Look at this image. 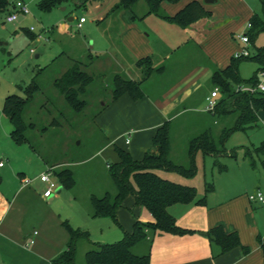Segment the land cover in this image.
<instances>
[{
  "label": "rangeland",
  "instance_id": "1",
  "mask_svg": "<svg viewBox=\"0 0 264 264\" xmlns=\"http://www.w3.org/2000/svg\"><path fill=\"white\" fill-rule=\"evenodd\" d=\"M13 1H22L27 4L30 13H21L18 20L8 22L7 15L14 11L10 6L0 16V163H3L0 166V175L2 176L0 192L2 193V190L6 193L15 192L23 186L25 192L33 193V196L26 200H24L26 195L24 193L21 195L19 201L22 203V215L18 213V206L13 208L11 214H17L22 219L23 228L28 231L40 230V247L44 250L51 247L48 239H52L55 244L62 242L63 246L68 241V232L62 226L63 221L66 220L74 228L89 229L92 237L99 243L118 242L127 231L126 223L122 220H128V225L132 228L133 222L145 208L131 201L132 197L129 196L121 207L124 208L125 217L123 219L118 214L117 223L111 218H93L88 212L91 210L89 199L91 194L103 195L106 191L116 192L107 167V162L111 161L105 160L100 155V150L106 142V136L101 130L102 124L99 119H96V115L103 103L111 99L112 78L116 74L112 75L110 72L120 65L114 57L115 50L111 46L112 40L107 38L114 32V29L111 28L113 24L106 19L110 10L119 0H95L88 2L81 9H74L77 17L83 14L86 18L82 28L77 27L76 20L71 23L66 21L65 14L68 11L62 10L63 6L46 12L39 7L42 0ZM224 1L219 0L212 4L214 7L216 6V10L213 11L216 15L227 14L225 11L230 14L231 21H226L225 24L230 25L231 22L236 24L233 29V31L235 30L234 37L237 44L239 43L237 50H241L245 44L237 38V34L247 31L248 13L234 1ZM246 1L255 11L262 10L261 0ZM225 3L227 5H224ZM143 4L146 6V3ZM71 5L70 3L66 6L71 8ZM163 11V13H167L165 8ZM103 18L102 22L98 21ZM162 19L157 15L147 18L145 20L147 31L169 37L171 31L165 27L164 19ZM32 27L34 30L31 31ZM255 45L264 47V32L258 35ZM211 47L213 53L219 48V45L213 41ZM247 47L254 54L256 49L253 45L249 43ZM185 54L189 58L192 56L194 60L201 59L202 61L205 58L200 49L199 53L196 49H192V53L187 51ZM178 58H180V54L176 53L169 62L174 67L169 75L161 77L155 73L154 80L159 81L162 78L168 87V84L174 81V75L185 73V70L189 69L194 62L188 59L187 63L178 65L174 62ZM75 60L82 61L83 70L95 78V81L87 88L88 93L81 96L86 99L87 104L79 113L66 103L64 95L54 85V79L70 68ZM137 66L142 72L145 69L142 65ZM259 66L256 60H242L240 75L249 80L254 76ZM40 69L43 71L37 79L41 89L36 93L24 114L28 123L33 122L36 125L35 130L30 129L29 131L31 137L34 136L32 144L35 151H31L28 145L17 144L12 140L10 136L12 124L3 111V105L6 97L10 94L25 96L24 88L22 89L21 86L26 87ZM206 71L208 72V70ZM260 72H258V76ZM136 74L138 78L143 75L139 70ZM144 87L149 92L166 88L163 85L158 87L157 83H153L151 87L148 85ZM211 87L212 82H209L204 89L209 90ZM199 110L202 113H198L203 114L200 115L202 117L199 118L195 115L193 118L201 123L205 122L206 126L209 125L208 129H212L219 147L225 150V153L213 156L204 155L199 151L196 157L198 170L191 179L176 172H171L169 176H166L176 182L194 185L199 196L205 195L207 183L213 184L214 188L220 190L235 181L241 184L240 186L248 187L247 192H256L259 189L257 186L261 185L259 183L264 182V157H259L254 152V147L260 146L264 141V127L251 128L247 132L235 131L227 138L223 146L221 143L219 144L221 130L233 126L236 115L218 118L215 123V118L210 117L212 116L210 113H204L203 109ZM205 111L207 112L206 109ZM185 119H179L173 125L169 154L174 162L182 165L189 163L190 139L201 131L198 126L190 128L188 124L192 119ZM44 127H48L46 131L42 130ZM182 128L184 131L181 130ZM247 150L255 158L254 165L251 164L250 157L246 155ZM39 156L43 159L46 158L51 163H65L70 166L75 172L76 186L72 190L64 188L59 194L55 192L53 200L44 197L43 193L47 184L41 181L40 177L43 173L48 172V167L39 159ZM244 163L247 164V168H250V170L246 169L248 172L245 170ZM224 166H226V170L220 169ZM22 172L26 178L31 180L30 183L25 184L24 178L21 182L20 173ZM262 190L264 191V188ZM19 205L21 206V204ZM91 247L87 240L80 242L76 264H85V253ZM143 250L142 246L135 249L137 253H143ZM50 264L56 263L51 261Z\"/></svg>",
  "mask_w": 264,
  "mask_h": 264
},
{
  "label": "crops",
  "instance_id": "2",
  "mask_svg": "<svg viewBox=\"0 0 264 264\" xmlns=\"http://www.w3.org/2000/svg\"><path fill=\"white\" fill-rule=\"evenodd\" d=\"M191 1L194 0H178L177 2L163 0L161 9L162 12H164V8L166 9L167 13H164L165 15L173 16ZM198 1L203 4L206 10L211 12V15L200 18L189 27H182L159 16L160 19H164L162 20L165 22V27L171 31L169 37L147 31L145 20L155 14L144 15L147 11L145 9L147 5L143 4L145 3L144 1H139L132 10L125 8L119 12H112L111 9L110 13H108L106 19L113 24L111 28L114 29V32L107 38L112 40L111 46L115 50L114 57L120 64L118 68L110 72L112 75L120 73L135 80L142 79L143 75L138 78L136 74L138 70L143 73L136 62L140 58L148 56L153 57L155 65L164 66V70L158 73L161 77L172 72L171 70L174 67L169 62L176 53L180 54V58L174 61L178 65L187 63L188 59L194 62L189 69L185 70V73L174 75L175 79L172 83H167L168 87L164 83L166 81L163 82L162 78H160L159 83V81L154 80V76L151 77V81V78H149L143 83V86L148 85L150 87L153 86V83H157L158 87L163 85V87H166L163 90L146 91L147 94L139 100H134L129 94L125 93L110 103H107L108 101L103 103L101 109L97 112L96 119L100 120V124H102L101 130L106 136V142L100 150V155L105 160L111 161L107 162V167L110 163L119 160L115 146L127 150L136 160L143 159L148 152H155L154 136L157 130L166 122L170 124L171 135L174 123L182 118H186L185 120H188V118L192 119L188 124L190 125L189 127L198 126V128H201L200 133L207 130L209 125L206 126L205 122L201 123V121L193 118L195 115L199 116V118L202 117L200 115L203 114L198 113L201 112L199 109H203L204 113H210L212 115L210 117L215 118V123H217L218 118L221 119V117L216 116L212 112L205 111L206 97L216 86L212 84L209 90L204 89V87H207L208 83L212 82L211 78L214 69L225 68L231 62L234 53L238 51L239 43L237 44V40L234 37L235 30L233 31L236 24L232 22L230 25L225 24L226 21H231L230 14L227 11H225L227 14L223 15L214 13L213 10H216V6L214 7L212 4L219 0ZM232 1L248 13V22H250L251 17L255 13L261 14L262 12V10L260 12L255 11L246 0ZM224 5L227 4L225 3ZM11 7L14 9V5ZM62 10L73 12L70 15L68 13L65 14L67 22L71 23L76 20L77 27H83L86 21L81 27L78 26L79 19L84 16L83 14L77 17L74 9L66 5H63ZM213 41L217 42L219 48L212 53L211 44ZM251 44L253 45V43ZM192 49H196L197 53H199L200 49L205 55L204 60H194L192 56H190L191 58L186 56L185 53L187 51L192 53ZM98 58L100 59V57ZM259 117L258 125L254 128L264 127L263 111L260 112ZM181 130L184 131L183 128ZM23 144L28 145L31 151H35L29 143ZM39 159L44 162L40 156ZM45 165L47 164L45 163ZM246 165L244 163L245 170H250ZM169 173L171 172L159 171L161 176L172 180L168 177ZM20 174L22 182L26 176L24 172ZM1 182L2 176L0 175V184ZM182 184L191 185L188 183ZM259 184L261 185L257 187L262 190L264 182ZM240 185L235 181V183L231 182L220 190L215 187L213 191L206 194V199L202 203H179L173 205L170 211L175 217L177 224L184 229V232L174 233L162 229L155 231L151 236L150 264H264V252L261 246V243H264V204L251 202L248 195L252 192H247L248 187L245 188ZM63 189L64 187L59 183L55 192L59 194ZM23 193L26 195L24 196L25 199L23 198L24 200L33 196L32 192H25L23 186L15 192L6 193L3 190L2 193L0 192V264H50L67 247L70 237L65 243V247L62 242L56 241L57 243L55 244L52 239H48L51 247L48 250L42 249L40 247V230L28 231L23 228L22 219L15 213L11 214L13 208L18 206V213L22 215V203L19 200ZM129 196L132 197L131 201L136 203L135 197L131 194L125 197L123 203ZM203 196L198 195V197ZM48 198L53 200L54 196L52 195ZM143 207L148 212L143 209L141 215L135 221H154L150 211L145 206ZM123 209L120 208L118 210L117 218L118 214H120V217L124 219L125 212ZM144 215L146 217H143ZM122 222L126 223L125 228H127V231L125 232L133 230V227L131 228L128 225V220H122ZM219 225L227 233L236 232L239 235L240 244L227 251H222L219 246L212 243L208 235L209 230ZM79 228L89 231L85 227ZM89 233L92 240L97 242L90 231ZM32 240H34V243L31 242ZM247 249L249 250L248 252Z\"/></svg>",
  "mask_w": 264,
  "mask_h": 264
},
{
  "label": "trees",
  "instance_id": "3",
  "mask_svg": "<svg viewBox=\"0 0 264 264\" xmlns=\"http://www.w3.org/2000/svg\"><path fill=\"white\" fill-rule=\"evenodd\" d=\"M92 1L95 0H42L39 7L43 11L50 12L56 7L71 3L72 9H81ZM139 1H144L147 5L144 15L155 14L182 27H189L200 18L211 15V12L206 10L198 0L189 2L173 16L165 15L162 12L161 2L163 0H119L111 11L119 12L125 8L132 10ZM168 1L177 2L178 0ZM13 2V0H0V16L10 6L15 5ZM261 2L262 12L261 14L255 13L251 17L252 27L248 30L250 43H253L256 49L254 54L239 58L233 56L225 68H215L212 73V84L219 87L221 92L220 101L212 113L219 117L236 115L234 125L225 127L219 135V144L221 143L223 146L233 132H247L256 127L260 120V112H264V92L249 93L238 90L243 84H257L259 81L258 72L264 70V47L255 46L256 38L264 32V0ZM72 13V11H68L69 15ZM103 20L104 18L99 22ZM246 59L256 60L260 65L249 80L244 79L239 71L241 61ZM136 64L145 68L143 78L135 80L120 73L116 74L112 78L111 100L107 103L118 99L125 93L134 100L143 98L147 94L143 86L144 81L164 70V66L155 65L151 56L140 58ZM82 65V61L75 60L68 70L54 79V85L64 95L66 103L78 113L82 112L87 104L86 99L81 96L88 93L87 88L95 81L94 76L83 70ZM42 71L43 69H40L26 87L21 86L22 89L24 88L25 96L10 94L6 97L3 105V111L13 127L11 138L17 144L29 143L34 150L35 147L32 144L34 136L31 137L29 131L30 129L35 130L36 125L33 122L28 123L24 114L36 93L41 89L37 78ZM47 128L44 127L42 130L46 131ZM170 129V124L166 122L157 130L154 136L156 151L148 152L141 160H136L130 152L115 146L119 160L109 164L108 173L116 192L106 191L103 195L93 193L89 198L91 204L89 213L92 217L111 218L117 223L118 210L122 207L125 197L131 194L135 197L137 204L145 206L150 211L154 221L136 220L133 230L125 232L123 239L114 243L95 242L89 231L83 228H74L68 220L63 221V226L68 231L70 238L67 247L54 258L56 264H76L78 246L82 240H87L92 246L85 253V264H150L151 236L155 231L162 229L174 233L184 232V229L177 224L170 208L179 203H202L206 199V194L214 190V186L207 183L205 195L198 197L195 186L172 181L161 176L159 171L176 172L186 178H193L198 170L196 157L199 151L204 155L218 156L225 153V150L219 147L211 129H207L190 139L189 163L187 165L177 164L169 157ZM247 151L246 155L250 157L251 164L254 165L255 158L249 150ZM254 152L259 157H264V141L260 146L254 147ZM43 160L64 188L72 190L76 186L75 172L70 166L65 163H51L46 158ZM220 169L226 170L227 168L224 166ZM208 235L211 242L219 246L222 251H227L240 244L239 235L236 232L227 233L221 225L209 230ZM139 246L144 247L143 253L135 251ZM261 246L264 252L263 242Z\"/></svg>",
  "mask_w": 264,
  "mask_h": 264
},
{
  "label": "built area",
  "instance_id": "4",
  "mask_svg": "<svg viewBox=\"0 0 264 264\" xmlns=\"http://www.w3.org/2000/svg\"><path fill=\"white\" fill-rule=\"evenodd\" d=\"M14 7H15V10L10 12L7 15L6 20L8 22H14V21L18 20L19 15L21 13L22 14L30 13V9H29L28 5L22 1L15 2ZM85 21H86L85 16H81L79 19V22H78V26L81 27ZM247 27H248V29L246 32L237 34V38L242 43L245 44V47L234 53V57H236V58L248 57V56L252 55L249 48L247 47L248 44L250 43L248 30L252 27L251 22H248ZM31 30H34V27H32ZM32 51H34V50H32ZM238 90H241L244 92H249V93L264 92V70H262L260 72L259 81L257 84H243L238 88ZM220 95H221V92H220L219 87H215L214 90H212V92L206 97L205 109L207 111L213 112L216 109V107L219 103ZM0 165H3V163L1 162ZM40 179H41V181H43L47 184V187L43 193L44 197L48 198V197L52 196L55 193V191L58 187V184H59L56 177L54 176L53 171L48 169V172L43 173L41 175ZM23 181L25 184H28L31 182V180L28 178H24ZM248 197H249V200L251 202H258L260 204H264V192L260 189L257 190L256 192L250 193L248 195ZM31 242L34 243V240H32Z\"/></svg>",
  "mask_w": 264,
  "mask_h": 264
}]
</instances>
